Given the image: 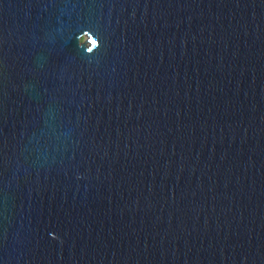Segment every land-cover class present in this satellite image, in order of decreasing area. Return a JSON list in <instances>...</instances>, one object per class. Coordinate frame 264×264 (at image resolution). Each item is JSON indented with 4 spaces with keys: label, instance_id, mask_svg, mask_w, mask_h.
<instances>
[{
    "label": "water",
    "instance_id": "1",
    "mask_svg": "<svg viewBox=\"0 0 264 264\" xmlns=\"http://www.w3.org/2000/svg\"><path fill=\"white\" fill-rule=\"evenodd\" d=\"M0 264H264V0H0Z\"/></svg>",
    "mask_w": 264,
    "mask_h": 264
},
{
    "label": "rangeland",
    "instance_id": "2",
    "mask_svg": "<svg viewBox=\"0 0 264 264\" xmlns=\"http://www.w3.org/2000/svg\"><path fill=\"white\" fill-rule=\"evenodd\" d=\"M85 40V37H83L82 39H81V42H83Z\"/></svg>",
    "mask_w": 264,
    "mask_h": 264
}]
</instances>
